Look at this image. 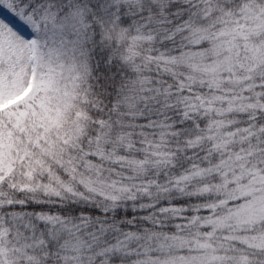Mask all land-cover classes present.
I'll use <instances>...</instances> for the list:
<instances>
[{"label":"snow or ice","instance_id":"1","mask_svg":"<svg viewBox=\"0 0 264 264\" xmlns=\"http://www.w3.org/2000/svg\"><path fill=\"white\" fill-rule=\"evenodd\" d=\"M0 264H264V0H0Z\"/></svg>","mask_w":264,"mask_h":264}]
</instances>
